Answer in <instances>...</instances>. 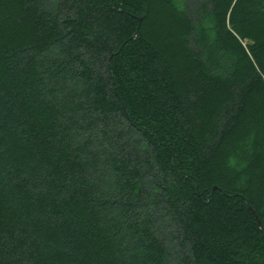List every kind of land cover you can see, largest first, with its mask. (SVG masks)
<instances>
[{
	"label": "trees",
	"instance_id": "trees-1",
	"mask_svg": "<svg viewBox=\"0 0 264 264\" xmlns=\"http://www.w3.org/2000/svg\"><path fill=\"white\" fill-rule=\"evenodd\" d=\"M0 264H264V0H0Z\"/></svg>",
	"mask_w": 264,
	"mask_h": 264
},
{
	"label": "water",
	"instance_id": "water-1",
	"mask_svg": "<svg viewBox=\"0 0 264 264\" xmlns=\"http://www.w3.org/2000/svg\"><path fill=\"white\" fill-rule=\"evenodd\" d=\"M140 21V18L138 19V22ZM254 213V212H253Z\"/></svg>",
	"mask_w": 264,
	"mask_h": 264
}]
</instances>
